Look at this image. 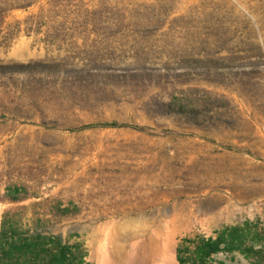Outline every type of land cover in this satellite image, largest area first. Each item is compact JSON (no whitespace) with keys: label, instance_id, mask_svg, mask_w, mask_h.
I'll use <instances>...</instances> for the list:
<instances>
[{"label":"rangeland","instance_id":"1","mask_svg":"<svg viewBox=\"0 0 264 264\" xmlns=\"http://www.w3.org/2000/svg\"><path fill=\"white\" fill-rule=\"evenodd\" d=\"M4 220L95 264L112 228L120 264H264V0H0Z\"/></svg>","mask_w":264,"mask_h":264},{"label":"trees","instance_id":"2","mask_svg":"<svg viewBox=\"0 0 264 264\" xmlns=\"http://www.w3.org/2000/svg\"><path fill=\"white\" fill-rule=\"evenodd\" d=\"M17 197V196H13ZM42 243L40 234H30L9 230L5 225V220L2 221L0 230V264H95L86 259L87 254L82 253L81 256L73 260L71 253L72 247L63 242L60 235L45 238ZM236 246L227 245L222 237L207 238L200 250H198L201 258H206L213 253H218L222 250H232ZM43 259L47 262L43 263ZM46 253V254H45ZM178 260L181 264H186L180 254Z\"/></svg>","mask_w":264,"mask_h":264},{"label":"bare ground","instance_id":"3","mask_svg":"<svg viewBox=\"0 0 264 264\" xmlns=\"http://www.w3.org/2000/svg\"><path fill=\"white\" fill-rule=\"evenodd\" d=\"M144 231V230H143ZM146 232V231H145ZM140 234L139 231H136V230H131V229H123V230H120V229H117V228H112L108 231V233L105 235V239H104V245H103V250L106 252V253H114V256H115V259H111L107 256H105L103 258L102 261H104L105 263H108V264H120L122 263L123 261L121 260H118L116 257L118 256H121L122 257V254L124 255V253L121 252V248L124 247V245H119V244H116L118 240L122 241L124 240L125 242L127 241H131L132 239H134L135 237H137L138 235ZM151 238V237H150ZM160 238V237H159ZM152 239V238H151ZM151 239L149 242H151ZM156 239V238H155ZM154 240V239H153ZM140 243V242H139ZM142 243V242H141ZM144 243V244H143ZM143 246H145V242H143ZM156 243V242H155ZM141 244V245H142ZM119 245V246H117ZM137 244L136 243H133V242H130V246L132 248H134ZM140 245V246H141ZM153 245V244H152ZM155 245V244H154ZM156 246V245H155ZM161 246V244H160ZM128 247V246H126ZM137 247V246H136ZM113 248V250L111 251L110 249ZM147 248V247H146ZM124 249V248H123ZM127 250V248H126ZM123 251V250H122ZM132 252V251H131ZM141 252V251H140ZM135 254V253H134ZM125 256V255H124ZM127 257V256H126ZM139 258V257H138ZM134 256H130L127 258V262L130 263V262H133L134 261Z\"/></svg>","mask_w":264,"mask_h":264}]
</instances>
